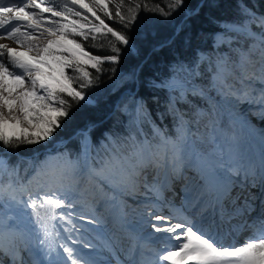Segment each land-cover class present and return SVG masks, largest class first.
<instances>
[{
  "label": "snow or ice",
  "instance_id": "obj_1",
  "mask_svg": "<svg viewBox=\"0 0 264 264\" xmlns=\"http://www.w3.org/2000/svg\"><path fill=\"white\" fill-rule=\"evenodd\" d=\"M186 6V0L163 7L134 0H0V41L17 45L0 43V146L53 144L71 109L92 102L85 90L99 81L103 65H117L132 47L128 33L139 13L167 20ZM217 7V0H201L185 15ZM236 7L238 19L210 17L219 31L201 38L212 41L211 52L177 56L168 76L140 80V68L129 74L152 93L156 119L172 117L174 135L156 123L147 99L132 93L117 106L131 117L126 144L105 133L107 143L92 156L95 125H89L77 133L80 155L33 157L32 174L26 169L24 176L8 162L19 153L0 152V264H101L93 239L110 256L103 264H264V151L257 164L235 138L227 151L219 148L212 118L215 91L233 110L258 114L264 123V14L244 0ZM98 35L114 38L110 48H97L110 55L89 51L96 45L87 42ZM185 47L191 48L190 37ZM205 116L208 133L193 131ZM177 182L184 192L179 206L164 195ZM125 197L138 201L131 219Z\"/></svg>",
  "mask_w": 264,
  "mask_h": 264
},
{
  "label": "trees",
  "instance_id": "obj_2",
  "mask_svg": "<svg viewBox=\"0 0 264 264\" xmlns=\"http://www.w3.org/2000/svg\"><path fill=\"white\" fill-rule=\"evenodd\" d=\"M199 1L200 0H186L187 6L167 20L154 13L141 11L139 13V24L128 33L132 40V47L121 54L120 62L117 65H112L110 63H105L103 65L105 71L100 74L99 81L95 82L93 87L85 90L92 102L87 104L80 102L71 109V120L66 121L65 127L58 131L54 143H61L66 139L67 141L62 146L52 150L41 149L46 146H52L54 143L30 146L21 145L18 148L9 147V150H15L24 156L31 155L33 152L41 150L39 153L31 155L30 158L12 155L8 161L10 166H18L20 174L24 176L26 169L29 171L27 175L31 174L32 170L29 168L30 162L32 165L36 163L33 157L43 159L46 154H55L57 151L68 152L72 158L77 157L84 149L81 143L82 138L77 135L78 132L76 131L86 129L89 125H95L89 133L90 152L92 156L96 155L102 142L107 143V141L104 140L105 133L118 134L121 140L126 144V137L128 135L126 126L129 124L131 117L119 112L117 106L120 105L122 107L123 104L127 102L130 94H132L123 91L128 89L133 92L135 86L134 93H139L140 96L147 99L149 111L152 113V117L156 120V123L162 129H166L169 135H174L175 128L172 117L167 116L163 120L156 119L158 106L150 99L152 93L140 87L139 82L133 83L128 77L133 70L138 68L141 69L139 71L140 80L154 76H168L167 66L177 56L191 55L192 51L197 48L205 52L212 51V41L209 39L206 43L203 42L201 34L208 35L219 31L216 25L212 23L210 17H215L219 20L238 19L236 7L237 0H217V8H204L198 16H193L191 18L187 17L181 21V18L189 10L194 9ZM134 2H147L149 5L159 3L161 7H163L164 4L167 3V0H134ZM244 3L251 7L253 11L264 14V0H244ZM179 21H181L180 28L183 26V30L172 36ZM108 23L114 28H120L119 23L113 21H108ZM188 37L191 38V48L185 47V39ZM109 41L115 42L114 38L110 37V35H98L95 42L91 39L87 42L88 45H92L93 43L96 45L95 47H89V51L100 56L110 55L111 52L107 50L97 51V48L101 45H103L105 49L110 48ZM163 42H165V44L160 48L153 49L155 45ZM150 49H152V51L142 64H140ZM113 67L116 69L115 73L109 70ZM69 74L75 75L71 70H69ZM93 75L95 77V73H93ZM210 95L216 98L214 91H211ZM117 99L118 102L116 104ZM165 100L166 95L161 93L159 95V111L161 112L165 110ZM196 103L197 107H202L204 109L209 108L208 101H197ZM213 107L214 112L212 113V118L215 122L219 121L230 126L229 124H232V115L228 113V106L216 100ZM184 111H187V109L185 108ZM109 112H111V114L107 116ZM189 116H186V119H188ZM208 120L209 117L205 116L198 126H193V131H196L198 127L200 132L205 133L207 129L205 125L208 123ZM74 133L75 135L70 137ZM3 149L4 148L0 146V150Z\"/></svg>",
  "mask_w": 264,
  "mask_h": 264
},
{
  "label": "rangeland",
  "instance_id": "obj_3",
  "mask_svg": "<svg viewBox=\"0 0 264 264\" xmlns=\"http://www.w3.org/2000/svg\"><path fill=\"white\" fill-rule=\"evenodd\" d=\"M10 41H12V40H10ZM214 93L216 94L215 91H214ZM215 97H216V98H214L215 101L217 100L221 104L228 106V108H229L228 113L230 115H232L231 117L236 119V122L231 119L232 124H229L230 126H228L227 124H223L219 121L216 122V133H217V139L219 141V144H218L219 148H222L223 150L227 151L232 144L233 138H235V140L239 142V145L242 148L245 155H247L249 153L253 154L252 153L253 149L260 152L261 147H264V144L260 145L259 143H261V142L264 143V140H262V141L259 140L258 136H259V133L264 131V123L261 122L259 115L258 114L257 115H250L248 112L242 113L241 108H239V107L236 108L235 110H233L226 102L222 101L221 98L217 94ZM208 131H209V129L207 128L205 130V134H207ZM253 132H255V133H253ZM254 137L256 139H254ZM51 147L52 148L50 150L55 149L59 146L56 147L55 143H54ZM3 150H9V149H3ZM3 150H0V151H3ZM29 168L31 169V167H29ZM27 173H29V171ZM31 174H32V171H31ZM31 174H28V175H31ZM174 188H175L174 190L178 191V193H177L178 196L183 198V196H184V192L182 191L183 187H181V188L177 187L175 184ZM164 195L167 199L172 200L173 203H176L173 200L172 191H167V192H165ZM125 199L127 200L128 205L131 206V207L125 209V211L129 212V219H131L132 216L134 215L132 213V209L137 208L138 201H134L131 197H125ZM176 205H177V203H176ZM98 210L103 211L102 208H99ZM117 210L118 209H112V211L114 213L117 212ZM166 211L167 210L165 209V213H166ZM95 236H96V233H91L88 238L93 239V237H95ZM241 242H243V241H241ZM93 243L96 244L97 246H100L99 240L93 239ZM98 251H99V249H98ZM97 259L99 261H101V264H103V262L106 261L103 258V254L101 251H99V256L97 257Z\"/></svg>",
  "mask_w": 264,
  "mask_h": 264
},
{
  "label": "bare ground",
  "instance_id": "obj_4",
  "mask_svg": "<svg viewBox=\"0 0 264 264\" xmlns=\"http://www.w3.org/2000/svg\"><path fill=\"white\" fill-rule=\"evenodd\" d=\"M0 43H7V44H9V46H11V47H17L16 45H15V43L13 42V41H10V40H3V41H0ZM232 120H234L235 122H236V119L235 118H233L232 117ZM249 129V128H248ZM253 133H255V132H253ZM258 136V135H257ZM254 139H256L255 137H254ZM258 139L259 140H264V138H262L261 137V135H260V133H259V136H258ZM260 145H263L264 143H259ZM259 145V146H260ZM254 151V152H253ZM253 151H252V153L253 154H251V153H249V154H247L246 156L247 157H250L252 160H254L257 164L259 163V159H260V155H261V152L262 151H264V147H261V150H260V152H258V151H256V150H254L253 149ZM257 152V153H256ZM196 174V171L195 170H193L191 173H190V175H195ZM176 186L177 187H183V182H177L176 183ZM175 187V186H174ZM175 189V188H174ZM173 189V191H172V197L176 200L175 202L177 203V206H179L180 205V203H181V201H182V198L181 197H179L178 196V191L177 190H174ZM178 189V188H177ZM257 190L256 189H252V192L253 193H255ZM170 195V194H169ZM181 195V194H180ZM175 203V204H176ZM118 211V210H117ZM166 214H167V211H166ZM253 215H255V213H253ZM233 223H235V221H233ZM225 227H228L227 225H225ZM98 247V249H99V251H101L102 252V254H103V258L105 259V260H108V259H110V256H109V254L107 253V252H105L104 250H103V248H102V246L100 245V246H97Z\"/></svg>",
  "mask_w": 264,
  "mask_h": 264
},
{
  "label": "water",
  "instance_id": "obj_5",
  "mask_svg": "<svg viewBox=\"0 0 264 264\" xmlns=\"http://www.w3.org/2000/svg\"><path fill=\"white\" fill-rule=\"evenodd\" d=\"M201 3V0L198 2V4L197 5H199ZM185 18H187L186 17V15H184L182 18H181V21H183ZM181 21H179L178 22V24H177V26H176V28H175V30H174V33H173V35L172 36H174L176 33H177V30L180 28V24H181ZM171 39V38H170ZM169 39V40H170ZM165 44V42H163V43H160V44H157V45H155L154 47H153V49H158V48H160L162 45H164ZM152 51V49H150L148 52H147V54L145 55V57L143 58V60L141 61V63L140 64H142V62L148 57V55H149V53ZM138 67H139V65H138ZM137 67V68H138ZM135 88H136V86H135ZM135 88H134V91H135ZM134 91L133 92H131L130 90H128V89H125L123 92H128V93H134ZM121 96V95H120ZM117 102H118V99H117V101H116V104H117ZM116 104H115V106H116ZM114 106V107H115ZM112 112V111H111ZM111 112H109L108 113V115L107 116H109L110 114H111ZM106 116V117H107ZM80 130H77L76 132H79ZM75 135V133L74 134H72L70 137H72V136H74ZM69 137V138H70ZM67 141V139L63 142V143H55V146L57 147V146H62L65 142ZM52 147L51 146H46V147H44L43 149H41V150H50ZM41 150H39V151H35V152H33L31 155H35V154H37V153H39ZM4 151H8V152H17V151H15V150H3V151H0V152H4ZM18 153V152H17ZM31 155H28V156H24V155H22V154H19V156L20 157H24V158H30L31 157Z\"/></svg>",
  "mask_w": 264,
  "mask_h": 264
}]
</instances>
